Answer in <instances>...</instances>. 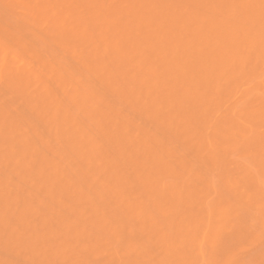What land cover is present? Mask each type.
<instances>
[{
  "label": "rangeland",
  "instance_id": "374dc122",
  "mask_svg": "<svg viewBox=\"0 0 264 264\" xmlns=\"http://www.w3.org/2000/svg\"><path fill=\"white\" fill-rule=\"evenodd\" d=\"M46 1L0 0V264H264V0Z\"/></svg>",
  "mask_w": 264,
  "mask_h": 264
},
{
  "label": "bare ground",
  "instance_id": "6f19581e",
  "mask_svg": "<svg viewBox=\"0 0 264 264\" xmlns=\"http://www.w3.org/2000/svg\"><path fill=\"white\" fill-rule=\"evenodd\" d=\"M40 1H42V0H40ZM46 2H50V0H49V1H46ZM46 2H45V3H46ZM55 2H56V1H55ZM36 3H37V2H36ZM172 4H173V3H172ZM50 6H51V5H50ZM50 6H49V7H50ZM173 6H174V5H173ZM171 8H172V6H171ZM53 9H54V8H53ZM69 12H70V11H69ZM56 13H57V12H56ZM71 13H72V12H71ZM108 13H109V12H108ZM63 15H64V14H63ZM61 16H62V15H61ZM51 17H52V16H51ZM55 18H56V17H55ZM63 18H64V17H63ZM51 19H52V18H51ZM56 19H58V18H56ZM59 19H60V18H59ZM116 21H117V20H116ZM48 22H49V21H48ZM57 22H58V21H57ZM64 22H65V21H64ZM60 24H61V23H60ZM195 24H196V23H195ZM195 24H194V25H195ZM200 25H201V24H200ZM58 26H59V25H58ZM65 27H66V26H65ZM58 28H60V27H58ZM61 28H62V27H61ZM61 28H60V29H61ZM61 30H62V29H61ZM148 31H150V30H148ZM107 34H108V33H107ZM113 34H114V33H112L111 35H113ZM103 35H104V34H103ZM120 36H121V35H120ZM110 37H111V36H110ZM121 37H122V36H121ZM123 38H124V37H123ZM109 39H110V38H109ZM119 40H121V39H119ZM108 41H110V40H108ZM108 41H107V42H108ZM193 41H194V40H193ZM107 42H106V43H107ZM122 42H123V41H122ZM178 42H179V41H178ZM112 43H113V42H112ZM179 43H180V42H179ZM179 43H178V44H179ZM194 43H195V42H194ZM114 44H115V43H114ZM119 44H120V43H119ZM178 44H176V45H178ZM103 45H104V44H103ZM106 45H107V44H106ZM117 45H118V44H117ZM179 45H180V44H179ZM107 46H108V45H107ZM137 46H138V45H137ZM115 47H116V46H115ZM135 47H136V46H135ZM140 47H143V46L141 45ZM185 47H186V46H185ZM94 48H95V47H94ZM137 48L139 49V47H137ZM144 48H145V47H144ZM175 48H176V47H175ZM97 49H98V48H97ZM123 49L126 50L125 48H123ZM142 49H143V48H142ZM6 50H7V49H6ZM95 50H96V49H95ZM98 50H99V49H98ZM140 50H141V48H140ZM176 50H177V49H176ZM9 51H10V50H9ZM9 51H8V53H9ZM108 51H109V50H108ZM115 51H116V50H115ZM165 51H166V50H165ZM168 51H169V50H168ZM173 51H174V50H173ZM109 52H110V51H109ZM8 53H7V54H8ZM100 53H101V52H100ZM110 53H111V52H110ZM114 53H115V52H114ZM117 53H118V52H117ZM119 53H120V52H119ZM124 53H125V52H124ZM141 53H142V52H141ZM171 53H172V52H171ZM192 53H193V52H192ZM13 54H14V53H13ZM101 54H102V53H101ZM122 54H123V52H122ZM125 54H126V53H125ZM142 54H145V53L143 52ZM168 54H169V53H168ZM185 54H186V53H185ZM189 54H190V53H189ZM195 54H196V53H195ZM197 55H198V54H197ZM96 56H97V55H96ZM109 56H110V55H109ZM131 56H132V55H131ZM144 56H145V55H144ZM164 56H165V55H164ZM170 56H171V55H170ZM190 56H191V54H190ZM215 56H216V55H215ZM173 57H174V56H173ZM187 57H188V56H187ZM187 57H186V58H187ZM197 57H198V56H197ZM105 58H106V56H105ZM131 58H132V57H131ZM165 58H166V56H165ZM117 59H118V58H117ZM176 59H177V57H176ZM215 59H216V57H215ZM164 60H165V59H164ZM256 60H257V59H256ZM256 60H255L253 63H256ZM8 61H9V60H8ZM106 61H107V60H106ZM138 61H139V60H138ZM162 61H163V59H162ZM174 61H175V60H174ZM175 62H176V61H175ZM178 62H179V61H178ZM183 62H184V61H183ZM7 63H8V62H7ZM16 63H17V62H16ZM25 64H26V63H25ZM167 64H168V63H167ZM176 64H177V63H176ZM258 64H259V63H258ZM116 65H117V64H116ZM130 65H131V64H130ZM254 65H256V64H254ZM7 66H8V65H7ZM25 66H27V65H25ZM165 66H166V64H165ZM20 67H21V66H20ZM133 67H134V66H133ZM139 67H140V66H139ZM142 68H143V67H142ZM159 68H160V67H159ZM187 68H188V67H187ZM8 69H9V68H8ZM137 69H138V68H137ZM160 69H162V68H160ZM182 69H183V68H182ZM26 70H27V68H26ZM29 70H30V68H29ZM175 70H176V69H175ZM177 70H178V68H177ZM135 71H136V70H135ZM181 71H182V70H181ZM189 71H190V70H189ZM15 72H16V70H15ZM17 72H18V71H17ZM28 72H29V71H28ZM31 72H32V71H31ZM177 72H179V71H177ZM184 72H185V71L183 70V73H182V74H184ZM4 73H5V71H4ZM8 73H9V72H8ZM18 73H19V72H18ZM26 73H27V72H26ZM141 73H142V72H141ZM141 73H140V75H141ZM153 73H154V72H153ZM169 73H170V72H169ZM185 73L188 74V72H185ZM22 74H23V73H22ZM33 74H35V72H34ZM142 74H143V73H142ZM144 74H145V72H144ZM144 74H143V75H144ZM146 74H147V73H146ZM1 75H2V74H1ZM19 75H21V73H20ZM147 75H149V74H147ZM150 75H152V73H151ZM12 76H14V75H12ZM16 76H17V74H16ZM26 76H27V75H26ZM34 76H36V74H35ZM34 76H33V77H34ZM136 76H138V78H139V75H138V74H137ZM31 77H32V76H31ZM37 77H39V76H37ZM37 77H36V78H37ZM143 77H145V76H143ZM143 77H141V78L143 79ZM147 77H148V76H147ZM190 77H193V76H190ZM190 77H189V78H190ZM15 78H17V77H15ZM20 78H22V77L20 76ZM23 78H25V77L23 76ZM31 79H32V78H31ZM17 80H18V79H17ZM36 80H37V79H36ZM39 80H40V78H39ZM41 80H42V79H41ZM41 80L39 81L40 83L43 82V81H41ZM153 80H154V78H153L152 80H150V81L152 82ZM178 80H181V79L178 78ZM191 80H192V79H191ZM32 81H33V80H32ZM154 81H155V80H154ZM158 81H159V80H158ZM196 81H197V80H196ZM29 82H30V81H29ZM20 83H21V82H20ZM25 83H26V82H25ZM36 83H37V82H36ZM146 83H147V82H146ZM154 83H156V82H154ZM22 84H23V83H22ZM44 84H45V83H44ZM152 84H153V82H152ZM26 85H28V83H27ZM31 85H32V84H31ZM36 85H37V84H36ZM147 85H148V84H147ZM29 86H30V84H29ZM43 86H44V85H43ZM41 87H42V86H41ZM45 87L47 88L46 85H45ZM30 88H31V87H30ZM40 90H41V88H40ZM148 90H149V89H148ZM47 91H48V90H47ZM149 92H150V91H149ZM49 93H50V92H49ZM49 97L51 98V96H49ZM71 98H72V97H71ZM79 99H80V98H79ZM78 101H80V100H78ZM81 102H82V101H81ZM79 103H80V102H79ZM79 103H78V104H79ZM81 104H82V103H81ZM85 104H86V103H85ZM89 104H90V103H89ZM87 105H88V104H87ZM83 106H84V105H83ZM85 107H87V106H85ZM93 107H94V106H93ZM93 107H92V108H93ZM54 109H55V107H54ZM54 109H53V110H54ZM59 109H61V108H59ZM86 109H87V108H86ZM57 110H58V109H57ZM96 110H97V109H96ZM60 111H62V110H60ZM96 113H97V112H96ZM240 113H241V112H240ZM244 113H245V112H244ZM56 114H57V113H56ZM58 114H59V113H58ZM93 114H94V113H93ZM242 114H243V113H242ZM242 114H241V115H242ZM246 114H247V113H246ZM54 115H55V113L52 114V116H54ZM68 115H69V114H68ZM234 115H235V114H234ZM248 115H249V114H247V116H248ZM251 115H252V114H251ZM252 116H253V115H252ZM50 117H51V116H50ZM234 117H235V116H234ZM238 118H239V117H238ZM248 118H249V117H248ZM53 119H54V117H53ZM53 119H52V120H53ZM58 119H59V118H58ZM62 119H64V118H62ZM54 120L56 121L57 118H55ZM57 121H58V120H57ZM69 121H70V120H69ZM72 121H73V120H72ZM229 121H230V119H229ZM235 121H238V120H235ZM59 122H60V121H59ZM53 123H54V122H53ZM56 123H57V122H56ZM61 123H62V122H61ZM61 123H60V124H61ZM73 123H74V122H73ZM73 123H72V124H73ZM229 123H230V122H229ZM238 123H239V121H238ZM57 124H58V123H57ZM57 124H55V125H57ZM66 124H67V123H66ZM227 124H228V123H227ZM231 124H232V123H231ZM50 125H52V124H50ZM53 125H54V124H53ZM67 125H68V124H67ZM55 127H56V126H55ZM57 127H58V126H57ZM233 127H234V126H233ZM228 130H229V128H228ZM83 150H84V149H83Z\"/></svg>",
  "mask_w": 264,
  "mask_h": 264
}]
</instances>
